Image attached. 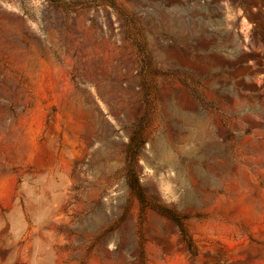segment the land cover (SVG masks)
Listing matches in <instances>:
<instances>
[{
  "label": "rangeland",
  "instance_id": "374dc122",
  "mask_svg": "<svg viewBox=\"0 0 264 264\" xmlns=\"http://www.w3.org/2000/svg\"><path fill=\"white\" fill-rule=\"evenodd\" d=\"M0 264H264V0H0Z\"/></svg>",
  "mask_w": 264,
  "mask_h": 264
},
{
  "label": "trees",
  "instance_id": "16d2710c",
  "mask_svg": "<svg viewBox=\"0 0 264 264\" xmlns=\"http://www.w3.org/2000/svg\"><path fill=\"white\" fill-rule=\"evenodd\" d=\"M152 207H154L155 209H157L158 211H160L161 213H163L167 217L171 218L178 225L179 230H180L184 240L187 241L191 251L195 254L194 243L192 241L191 236L189 235V232H188L187 227L183 221V218L171 208H167L165 206H152ZM143 261H145L144 256H143Z\"/></svg>",
  "mask_w": 264,
  "mask_h": 264
}]
</instances>
